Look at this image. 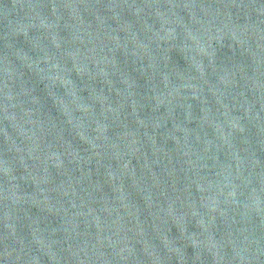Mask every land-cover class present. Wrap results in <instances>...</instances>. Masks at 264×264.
I'll return each instance as SVG.
<instances>
[{
	"label": "water",
	"instance_id": "1",
	"mask_svg": "<svg viewBox=\"0 0 264 264\" xmlns=\"http://www.w3.org/2000/svg\"><path fill=\"white\" fill-rule=\"evenodd\" d=\"M0 264H264V0H0Z\"/></svg>",
	"mask_w": 264,
	"mask_h": 264
}]
</instances>
